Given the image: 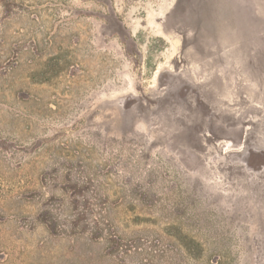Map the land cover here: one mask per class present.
Wrapping results in <instances>:
<instances>
[{
    "label": "rangeland",
    "instance_id": "1",
    "mask_svg": "<svg viewBox=\"0 0 264 264\" xmlns=\"http://www.w3.org/2000/svg\"><path fill=\"white\" fill-rule=\"evenodd\" d=\"M0 264H264V0H0Z\"/></svg>",
    "mask_w": 264,
    "mask_h": 264
},
{
    "label": "trees",
    "instance_id": "2",
    "mask_svg": "<svg viewBox=\"0 0 264 264\" xmlns=\"http://www.w3.org/2000/svg\"><path fill=\"white\" fill-rule=\"evenodd\" d=\"M83 202L84 201H75L77 211L73 220L74 229L77 231L79 230V233L81 234L89 233L91 235V240L94 243H100L103 241L106 246L112 249L111 252L118 253L125 247V241L123 238L112 231L111 226L107 225L105 217L100 215L98 218V216L94 215V213L87 209L88 202L85 201V204H83ZM52 224H54L55 227V223ZM138 245L136 244L135 247L138 248Z\"/></svg>",
    "mask_w": 264,
    "mask_h": 264
}]
</instances>
